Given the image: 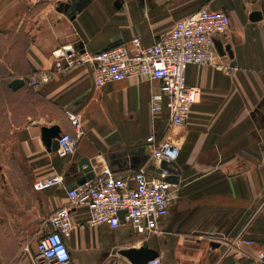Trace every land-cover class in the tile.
I'll use <instances>...</instances> for the list:
<instances>
[{"label": "crops", "instance_id": "obj_1", "mask_svg": "<svg viewBox=\"0 0 264 264\" xmlns=\"http://www.w3.org/2000/svg\"><path fill=\"white\" fill-rule=\"evenodd\" d=\"M69 1L0 0V161L7 184L23 194L17 217L23 230L67 204L68 186L83 174V157L96 174L107 167L120 176L139 168L160 172L162 162L146 141L155 133L180 149V171L170 176L172 199L159 228L140 233L129 222L92 226L89 208L77 207L68 264H134L121 251L145 241L163 264H264L258 259L264 247V17L251 19L253 11H264V0H90L74 16L62 6ZM203 8L230 15L229 29L217 38L234 56L217 54L215 65L188 66L187 83L201 88V100L185 125L171 123L166 101L152 112L162 84L148 75L99 85L86 62L40 86L30 84L54 68L58 46L94 52L137 35L152 45ZM16 78L25 84L12 89ZM73 114L81 115L84 133L76 151L61 157L47 148L42 129L59 124L74 133ZM134 154L146 157V164L134 166ZM56 173L65 176V185L34 189L37 179ZM35 256L36 247H24L15 264H35Z\"/></svg>", "mask_w": 264, "mask_h": 264}, {"label": "built area", "instance_id": "obj_2", "mask_svg": "<svg viewBox=\"0 0 264 264\" xmlns=\"http://www.w3.org/2000/svg\"><path fill=\"white\" fill-rule=\"evenodd\" d=\"M230 20V15L224 10L203 8L178 20L152 45H144L142 37L137 35L129 42L94 52L74 44L58 46L52 50L54 68L34 75L30 84L40 86L50 81L54 74L71 71L86 62L93 64L99 85L133 75H148L162 84V92L152 97V112L161 111L166 101L171 123L182 126L189 120L193 105L201 100V88L187 83V68L191 64H216L219 52L215 41L227 32ZM71 123L74 133L62 131L58 137L61 157L76 151L84 133L80 114L71 115ZM146 141L157 161L175 162L179 157L180 149L174 141L158 139L155 133L150 134ZM172 174L168 169L150 174L147 169L139 168L120 176L107 167L93 179L73 189L67 188V204L49 215L47 229L36 242L35 264H68L71 261L67 237L73 229V209L80 206L89 208L87 223L92 226L108 223L116 228L123 222H129L140 233L156 231L169 212ZM65 184V176L56 173L37 179L33 187L42 191ZM121 211L124 212L123 218ZM246 242L252 244L254 241L248 239ZM258 259L264 263V247L259 251ZM147 264L163 263L156 257Z\"/></svg>", "mask_w": 264, "mask_h": 264}, {"label": "water", "instance_id": "obj_3", "mask_svg": "<svg viewBox=\"0 0 264 264\" xmlns=\"http://www.w3.org/2000/svg\"><path fill=\"white\" fill-rule=\"evenodd\" d=\"M89 1L90 0H70L67 3H63L62 6L66 10V12L69 14V16H74L76 13H78L80 10H82ZM263 17H264V11L263 10H255L251 13V19L252 20L258 21V20L263 19ZM215 44H216V48H217L220 55L229 54V56L233 58L234 54H233V51H232L231 46L229 44L224 45L223 41L219 40V39H217L215 41ZM24 84H25L24 79L16 78L9 83V86L12 89H18L21 86H23ZM62 131L63 130L59 124H54L51 126H44L43 127L42 139L45 142V144L49 150H54V151L58 150V148H59L58 137ZM139 151L141 153L144 151L148 153L149 149L145 148V147H140ZM134 152L137 153L136 151H134ZM131 161L134 164V166H141V165L146 164L147 158L146 157L144 158L142 156H138V155L134 154L131 158ZM113 162H116V161H113ZM111 164L112 163L109 161V165H111ZM78 165H79V169L83 172V174L79 178H77L75 182L71 183L68 186V189H73L74 187H76L80 184H83L87 180L93 179L96 175V173L94 171V166H93L92 161L89 157H83L79 161ZM163 169H168L173 174L179 173V171H180L175 162H168L166 160L162 161L160 172ZM174 179L176 181L178 180L177 177H174ZM120 214H121V217L123 218L124 212L121 211ZM213 244L217 245V243H213ZM121 253L124 254L125 256H127L134 264H146L150 260L156 258L159 255L157 250L152 249L148 246L147 241H145L144 244L139 248L124 249L121 251Z\"/></svg>", "mask_w": 264, "mask_h": 264}, {"label": "rangeland", "instance_id": "obj_4", "mask_svg": "<svg viewBox=\"0 0 264 264\" xmlns=\"http://www.w3.org/2000/svg\"><path fill=\"white\" fill-rule=\"evenodd\" d=\"M5 173L8 172L3 161H0V264H15L23 260L24 247L31 251L36 247L38 238L47 229V218L39 216L34 226L23 230V220L17 219L22 212L20 202L23 203V194L13 192L11 186L7 184L8 178ZM33 198L35 199V195ZM9 255L12 257L8 258Z\"/></svg>", "mask_w": 264, "mask_h": 264}]
</instances>
